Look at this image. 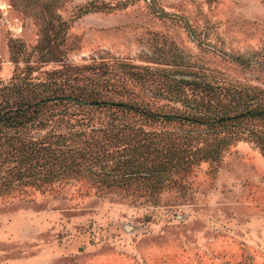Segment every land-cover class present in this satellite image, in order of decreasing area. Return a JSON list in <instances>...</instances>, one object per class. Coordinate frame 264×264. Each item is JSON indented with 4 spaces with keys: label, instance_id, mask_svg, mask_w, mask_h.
<instances>
[{
    "label": "rangeland",
    "instance_id": "1",
    "mask_svg": "<svg viewBox=\"0 0 264 264\" xmlns=\"http://www.w3.org/2000/svg\"><path fill=\"white\" fill-rule=\"evenodd\" d=\"M38 97L0 123V264H264V118L105 102L264 106V0H0V103ZM153 134L179 155L137 171Z\"/></svg>",
    "mask_w": 264,
    "mask_h": 264
},
{
    "label": "trees",
    "instance_id": "2",
    "mask_svg": "<svg viewBox=\"0 0 264 264\" xmlns=\"http://www.w3.org/2000/svg\"><path fill=\"white\" fill-rule=\"evenodd\" d=\"M63 98L75 99V97L71 95H55L54 97H50V101L63 99ZM77 101L80 103L79 100ZM105 102L107 104H111L115 106L116 108H120V110H125V111L127 110V112L134 111L140 115H147L155 118L160 117L166 120L180 119L182 121L186 120L189 122H196L199 124H206L209 122L211 124H214L216 122L219 124H225L229 119L239 118L244 115L264 118V106L256 107V108L247 106L243 110L237 112L235 111L234 113H228L227 111H222L221 113H219L220 111H216V112L213 111L211 113L203 112L200 115H188V114H178V113H170V112L162 113L160 111L145 109V107L141 109L142 107L139 108L138 105H136V103L122 101V100L105 101ZM93 104H99V101L95 100ZM43 105H44V99L42 97H38L37 99L31 102L24 100H12V101L10 100V101H5L3 104L0 103V123L11 126L23 124L31 120L32 118L37 117V113ZM251 134L252 135L250 136V138L254 142H256V145H258L259 149L264 155V131L263 132L261 131L259 133L252 132ZM159 137H157L156 134H153L152 138L156 140H153L150 143L149 142L142 143L143 148H145L147 152L142 157L143 161L137 163V164L140 163L143 164L141 166L136 167L137 171L146 172V173L150 172V170L159 171L160 170L159 167L154 168L155 159L159 158L160 156H163L164 160L166 162H169L172 159H174L175 156L179 155L177 154L176 149L170 148L171 146L170 147L164 146L163 142L159 146L158 141L162 139L161 137L160 138ZM116 138H119V136H116ZM90 143L92 142H88V144ZM97 144H98L97 141H93L92 143L93 146H96ZM151 146H154L155 149L153 148L149 149L151 148ZM151 153L153 154L151 155Z\"/></svg>",
    "mask_w": 264,
    "mask_h": 264
}]
</instances>
